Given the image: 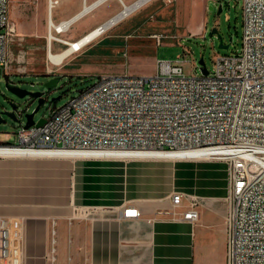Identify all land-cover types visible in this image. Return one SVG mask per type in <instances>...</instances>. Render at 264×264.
<instances>
[{
	"label": "crops",
	"instance_id": "crops-1",
	"mask_svg": "<svg viewBox=\"0 0 264 264\" xmlns=\"http://www.w3.org/2000/svg\"><path fill=\"white\" fill-rule=\"evenodd\" d=\"M99 1L11 0L10 16L20 35L31 43H39L49 32L51 55L53 48L62 51L67 46L54 45L53 41L61 40L51 38L50 33L57 37L55 31L69 40L66 43L69 48L55 54L69 52L60 63L49 57L54 65L64 64V71L73 60L67 59L75 53H91L97 44L107 47L122 33L135 40L133 34L149 29L148 25L128 28L129 24L121 22L152 0L134 8L111 27L106 32L113 29L111 36L100 39L104 33L76 51L73 45L98 29L108 14L119 7L117 0H104L96 5ZM138 1L120 0L123 9L117 15L125 6ZM105 4L107 8L98 11ZM67 22L71 24L66 29L56 32L55 28ZM152 38L157 39L156 35ZM162 38H158L160 42ZM81 56L84 55L75 58ZM17 60L27 73L29 63L24 51ZM155 62L158 63L154 61L153 65ZM125 65L131 66L125 63L120 66ZM228 191L227 165L209 158L180 161L47 155L0 158V221L8 222L13 238L12 259L8 264H51L53 230L57 264H206V249L213 237L223 241L222 254L217 259L218 264H226ZM176 192L198 197L201 218L195 225L173 216L174 211L181 216L187 211V207L174 209L172 196ZM128 210H137L140 215L128 216Z\"/></svg>",
	"mask_w": 264,
	"mask_h": 264
},
{
	"label": "built area",
	"instance_id": "built-area-1",
	"mask_svg": "<svg viewBox=\"0 0 264 264\" xmlns=\"http://www.w3.org/2000/svg\"><path fill=\"white\" fill-rule=\"evenodd\" d=\"M10 12L11 0H0V75L8 73L16 28ZM243 16L241 52L218 55L207 76L186 75L181 57L158 61L150 76H100L95 85L52 108L42 126L22 123L16 145L0 143L10 152L0 158L49 152L129 159L120 157L210 151L207 158L225 163L228 171L226 264H264V0H243ZM17 117L22 120L23 113ZM172 204L175 210L187 207L182 216L174 211L176 220L200 221L198 197L176 192ZM127 215L140 213L128 210ZM55 235L53 230L51 264H57ZM12 239L8 222L1 220L0 264L12 259Z\"/></svg>",
	"mask_w": 264,
	"mask_h": 264
},
{
	"label": "rangeland",
	"instance_id": "rangeland-1",
	"mask_svg": "<svg viewBox=\"0 0 264 264\" xmlns=\"http://www.w3.org/2000/svg\"><path fill=\"white\" fill-rule=\"evenodd\" d=\"M117 2L119 5L117 10L111 15L108 14V19L101 25L113 19L123 9L120 0ZM105 5L98 11L107 8V4ZM211 7L214 10H211ZM11 21L14 23L12 19ZM243 21V0H152L121 22L122 25L129 24L128 28L131 26L144 28V25H148L151 30L136 32L133 34L137 37L135 40L122 33L121 37L113 38V42L107 47L97 44L96 49L91 53L83 51L75 53L67 59L68 61L73 60L64 71V64L56 66L48 58L49 32L46 38L34 44L20 35L16 25L15 33L9 44L8 73L0 75V112L4 109L10 111V103L15 102L18 111L23 112V119L14 120L7 116L2 117L0 143L7 142L16 145V133L20 130L22 123L26 125V115L33 113L39 105L38 101L33 102L29 98L19 99L14 96L8 90L7 82L22 89L44 93V103L35 115V121L39 122L41 119L50 117L52 108L62 107L72 98L77 97L81 91L95 85L99 77L103 75L150 76L154 75L157 70V63L153 65L154 61L175 62L179 57L184 60L183 68L188 76H202L199 65L201 57L204 58L207 69L213 72L214 62L218 55H232L241 52ZM213 29L218 30V35L212 34ZM112 30L100 39L111 36ZM53 33L60 40L69 41L62 34L58 35L55 31ZM153 35H156L157 39H153ZM219 36L223 38L225 45H230L228 50L219 48ZM159 37L167 38V40L162 38L160 42ZM57 43L67 47L62 51H56L53 48L54 54H61L69 48V45L64 42L53 41L54 45ZM119 43L124 45L121 46ZM154 46L158 47L154 48ZM23 51L29 63L27 73L21 70L23 68L17 60ZM125 54L128 55L127 58ZM152 54L153 56H150ZM80 55L84 56L75 58ZM122 63L131 66L126 68L125 65L122 68L120 66ZM45 73H51L52 77H43ZM53 76L59 80L58 85L52 90L45 89L43 84L51 80ZM57 98L59 100L54 101ZM6 134L10 136L9 140ZM222 242L218 240V237L210 240L208 249H206L208 254L206 264H218L217 258L223 250ZM220 243L221 247H219Z\"/></svg>",
	"mask_w": 264,
	"mask_h": 264
},
{
	"label": "bare ground",
	"instance_id": "bare-ground-1",
	"mask_svg": "<svg viewBox=\"0 0 264 264\" xmlns=\"http://www.w3.org/2000/svg\"><path fill=\"white\" fill-rule=\"evenodd\" d=\"M147 1L148 0H140V1H138L137 3H135L132 6H129V7L125 6L124 7V10L119 15H117L116 17H114L113 19H111L110 21H108L107 23H105L104 25H102L101 27H99L98 29H96L95 31H93L92 33H90L81 42L76 43L75 45H73L74 49L76 51H79L83 45H85L87 43H90L93 40L97 39L98 37L102 36L111 27H113L118 22L122 21L125 17H127L132 10H135L134 8L139 7L141 4H143V3L147 2ZM70 24H71V22L63 23L60 27L55 28V30H56V32L61 33ZM50 37L51 38H54L56 40H60L57 37H53L51 33H50ZM74 49H72V50H74ZM68 54H69V52L68 53H65L63 55H59V56H57V55L54 54V55H51L49 57H51V59L53 60L54 63H60L61 60L64 59V57H66ZM9 153L10 152H8V151H4V150H1L0 149V155L9 154ZM68 154H70V155H65V154H61V153H49V152H24V153L19 154L18 157H26V156H31V155H47L49 157L74 156V157H86V158H90V157H87V156H90V154H84V153H68ZM209 154H210V151L150 152V153L124 154L123 155L124 157H120V158H129V159H132V158H134V159H157V160H166V161H180V160L204 159V158H207V156ZM98 156H101V155H98ZM107 159H109V158H107Z\"/></svg>",
	"mask_w": 264,
	"mask_h": 264
},
{
	"label": "water",
	"instance_id": "water-1",
	"mask_svg": "<svg viewBox=\"0 0 264 264\" xmlns=\"http://www.w3.org/2000/svg\"><path fill=\"white\" fill-rule=\"evenodd\" d=\"M103 1L104 0L99 1L96 5L101 4ZM91 8H93V7H91ZM210 9L214 10L213 7H211ZM87 11H88V9H86L85 12H87ZM220 12H221V10L219 11V13ZM76 20L74 19L73 21H76ZM212 34L213 35H218V30L217 29H213ZM219 39H220L219 48L220 49H224V50H228L230 48V45H225L224 44V40H223V38L221 36H219ZM199 65L201 66L202 75L207 76L209 74V70L206 67V63H205L203 57L200 58ZM43 77L49 78L50 76L44 75ZM58 82H59L58 79L52 78L51 80L45 82L43 84V86L47 90H52L53 88H55L58 85ZM7 88L14 96H16L19 99L29 98V100H31L33 102L38 101L39 105L35 109V111L33 113H31V114L26 115L27 122H26L25 128H29V127L34 126V125L42 126L45 123V119H41L39 122H36L35 121V115L40 110L41 105L44 103V98H43L44 93L43 92H39V91L33 92V91L26 90V89H22L20 87L13 86L9 82H7ZM56 100H59V98L54 99V101H56ZM10 107H11L10 111L4 109L3 111L0 112V123H3V118H2L3 116H7V117H10V118H12L14 120H18L17 112H19V111H18L16 103L15 102H11L10 103ZM21 113H23V112H21Z\"/></svg>",
	"mask_w": 264,
	"mask_h": 264
}]
</instances>
